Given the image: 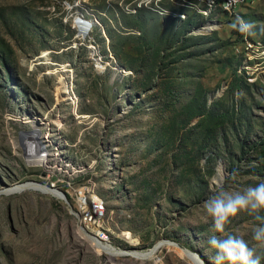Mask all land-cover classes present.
I'll list each match as a JSON object with an SVG mask.
<instances>
[{
	"label": "rangeland",
	"instance_id": "374dc122",
	"mask_svg": "<svg viewBox=\"0 0 264 264\" xmlns=\"http://www.w3.org/2000/svg\"><path fill=\"white\" fill-rule=\"evenodd\" d=\"M261 153L264 0H0V264H212L217 168L243 191ZM258 223L225 231L264 264Z\"/></svg>",
	"mask_w": 264,
	"mask_h": 264
},
{
	"label": "clouds",
	"instance_id": "9594fccd",
	"mask_svg": "<svg viewBox=\"0 0 264 264\" xmlns=\"http://www.w3.org/2000/svg\"><path fill=\"white\" fill-rule=\"evenodd\" d=\"M230 26L242 35L252 34L254 28L252 23L239 16L235 17ZM226 179L227 175L225 180L217 181L203 205L207 216L211 218L213 231L217 234L210 236L207 241L214 253L212 264H261V258L245 239L226 233L225 229L238 214L247 212L259 222L252 229V240L264 247V215L260 214L264 212V182L248 186L243 191H232L225 187ZM200 264H204L202 259Z\"/></svg>",
	"mask_w": 264,
	"mask_h": 264
},
{
	"label": "bare ground",
	"instance_id": "6f19581e",
	"mask_svg": "<svg viewBox=\"0 0 264 264\" xmlns=\"http://www.w3.org/2000/svg\"><path fill=\"white\" fill-rule=\"evenodd\" d=\"M248 1L249 0H239V2L236 4V3H234V2H232L231 0H224V1H222V0H206V3H207V5L209 6V7H220V6H223V8H225L226 10H228V11H231V10H234L236 7H238V5H242L243 3H248ZM216 28V27H215ZM207 30V29H206ZM212 30H213V28H212ZM203 30H200V31H198V32H196V33H198V34H201V33H203L202 32ZM204 31H205V29H204ZM208 31H209V29H208ZM247 42V44H248V47H251V45L248 43L249 41H246ZM249 51V50H248ZM119 69V68H118ZM59 70V71H58ZM57 71H54V73H57V74H67L68 72H71V70L70 69H66V65H62V66H60L59 67V69H58ZM121 73H123L122 71H121ZM126 73V72H125ZM71 86H73L72 85V83H71ZM72 89V88H71ZM72 92V91H71ZM59 126V125H58ZM29 143H31V141L30 142H28V145H29ZM36 152H37V154L35 155L34 154V156H33V154H31L30 155V160H31V164H35L36 166L39 164V161H38V157L39 156H41V153H39V151H37V149H36ZM222 168L223 167H221V166H218V168H217V173H216V175H215V178H214V184L216 185L217 184V181H219V180H223L224 179V172H223V170H222ZM49 193H51V195L53 194V195H55V193L54 192H49ZM57 198H62V196L60 195V194H58L57 196H56ZM100 215L101 214H99L98 215V221H100ZM90 220V222H92V219L90 218L89 219ZM92 223H95V222H92ZM101 240L103 241V239H102V237H101ZM95 242H98V241H95ZM98 245H100V247L102 248V249H104V250H106V248L102 245V243L101 242H98L97 243ZM107 251V250H106ZM114 254V253H113ZM195 257V256H194ZM196 258V257H195ZM195 260V259H194ZM196 260H197V258H196ZM195 260V262H197ZM199 262V261H198ZM197 262V263H198ZM200 263V262H199Z\"/></svg>",
	"mask_w": 264,
	"mask_h": 264
},
{
	"label": "built area",
	"instance_id": "2783aa9c",
	"mask_svg": "<svg viewBox=\"0 0 264 264\" xmlns=\"http://www.w3.org/2000/svg\"><path fill=\"white\" fill-rule=\"evenodd\" d=\"M222 1H224V0H222ZM232 2H234V3H238L239 2V0H231ZM80 200V199H79ZM85 201L86 200H84V198H82V203H80V204H82L83 206L85 205V206H87L88 204H93V203H96V201H91V200H88V204L86 205L85 204ZM98 215L99 214H97L95 217H86L87 218V220L89 221V219L91 218L92 219V222H98ZM84 216H87V215H85L84 214ZM84 218V217H83Z\"/></svg>",
	"mask_w": 264,
	"mask_h": 264
},
{
	"label": "water",
	"instance_id": "95a60500",
	"mask_svg": "<svg viewBox=\"0 0 264 264\" xmlns=\"http://www.w3.org/2000/svg\"><path fill=\"white\" fill-rule=\"evenodd\" d=\"M60 193H61V195H62L63 201L65 202V201H66V196H65V194H64L63 192H60ZM190 253L193 254V255L197 258V260L200 262V259H202V258L199 257V259H198V256H197L196 253H192V252H190ZM202 260H203V259H202ZM204 264H206V263H204Z\"/></svg>",
	"mask_w": 264,
	"mask_h": 264
},
{
	"label": "trees",
	"instance_id": "16d2710c",
	"mask_svg": "<svg viewBox=\"0 0 264 264\" xmlns=\"http://www.w3.org/2000/svg\"><path fill=\"white\" fill-rule=\"evenodd\" d=\"M262 154V158L264 159V153H261ZM263 164H264V161H263Z\"/></svg>",
	"mask_w": 264,
	"mask_h": 264
}]
</instances>
